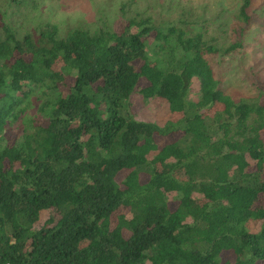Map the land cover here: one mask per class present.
Listing matches in <instances>:
<instances>
[{"label": "trees", "instance_id": "16d2710c", "mask_svg": "<svg viewBox=\"0 0 264 264\" xmlns=\"http://www.w3.org/2000/svg\"><path fill=\"white\" fill-rule=\"evenodd\" d=\"M238 28L215 46L143 11L19 35L0 11V264H264V93L234 99L205 56L243 48Z\"/></svg>", "mask_w": 264, "mask_h": 264}, {"label": "rangeland", "instance_id": "374dc122", "mask_svg": "<svg viewBox=\"0 0 264 264\" xmlns=\"http://www.w3.org/2000/svg\"><path fill=\"white\" fill-rule=\"evenodd\" d=\"M16 1L0 0V11L13 22L19 35L31 31L42 21L56 24L60 31L74 26L113 28L125 22L128 15L144 11L154 24H187L192 31L201 33L209 44L224 46L233 40L236 28L241 26L244 28L243 48L227 56H205L220 87L234 99L256 98L264 93V0L251 1L247 24L238 17L242 0H22L21 4ZM148 43L152 48L153 42ZM197 93L198 82L194 80L189 96L195 99ZM32 99L33 105L10 127L17 134L23 130L24 118L37 113L39 101H35V97ZM128 104L129 112L138 120L162 124L169 115L163 99L145 101L140 94L134 93ZM177 137L157 138V142L165 143ZM45 216L46 213L42 219Z\"/></svg>", "mask_w": 264, "mask_h": 264}, {"label": "built area", "instance_id": "2783aa9c", "mask_svg": "<svg viewBox=\"0 0 264 264\" xmlns=\"http://www.w3.org/2000/svg\"><path fill=\"white\" fill-rule=\"evenodd\" d=\"M6 264H9V263H6Z\"/></svg>", "mask_w": 264, "mask_h": 264}]
</instances>
